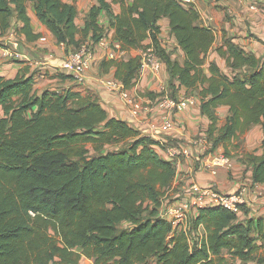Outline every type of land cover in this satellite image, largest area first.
<instances>
[{
	"label": "trees",
	"instance_id": "trees-1",
	"mask_svg": "<svg viewBox=\"0 0 264 264\" xmlns=\"http://www.w3.org/2000/svg\"><path fill=\"white\" fill-rule=\"evenodd\" d=\"M31 1L57 43L69 49L79 48L85 37L94 44L102 40V10L110 16L121 50L153 45L180 85L198 91L202 112L211 119L209 140L214 147L223 145L226 155L240 148L241 136L252 125L264 127V58L225 38L216 49L234 75L214 62L207 73L204 64L216 34L201 24L194 5L113 0L121 4L115 14L111 2L97 0L99 5L92 7L80 29L76 4ZM28 2L0 0L2 34L16 15L29 40L40 37L33 32ZM163 17L170 18L183 63L161 45ZM102 64L106 71L116 66V78L131 89L141 55L105 59ZM36 76L27 70L14 78L0 75V264H80L83 256L94 264H231L230 259L264 264L259 256L264 217L241 220L223 206H203L187 225H174L159 208L176 178L177 164L156 151L159 142L127 121L110 117L92 93L74 87L38 93ZM58 77L73 80L60 73ZM221 105L229 106L223 126L216 115ZM108 147L114 149L105 151ZM261 147L262 154L247 153L244 158L253 165L257 183H264V141ZM125 222L130 225L121 227ZM200 227L203 235L198 234Z\"/></svg>",
	"mask_w": 264,
	"mask_h": 264
},
{
	"label": "crops",
	"instance_id": "crops-1",
	"mask_svg": "<svg viewBox=\"0 0 264 264\" xmlns=\"http://www.w3.org/2000/svg\"><path fill=\"white\" fill-rule=\"evenodd\" d=\"M65 1L77 5L76 24L80 29L86 26L92 7L99 5L97 0ZM108 1L111 2L115 14L121 12L120 3ZM193 5L200 14L201 24L213 29L216 34L215 45L208 53L204 64L207 73L212 62L229 75L233 72L226 57L216 49L223 44L225 38H230L247 51L264 58V0H195ZM27 11L31 18L33 32L40 34V37L29 40L21 31L23 22L15 15L11 20V27L4 34L0 30V75L14 78L26 70L28 74L37 72L34 90L38 93L49 88L63 90L68 87L77 88L83 93H92L99 98L110 117L127 121L142 135L150 136L159 142L154 145V148L163 157L168 158L166 149L171 145L184 146L191 151L190 156L179 158L176 178L172 186L166 190L159 208V214L162 217L172 204L187 197L193 185L215 186L223 192H235L244 188L248 201L247 212H240L239 218L245 220L250 217H264V183L254 181L253 165L244 159L247 153H263L261 147L264 141L263 125L254 124L241 136L240 148L227 155L231 159L230 165H215L211 159L225 154V147L220 145L211 151L205 141L197 142V138L208 136L211 124L209 116L202 112L200 99L184 111H169L161 107L160 87L164 82L169 86L172 97L182 98L198 94L197 90L192 91L180 85L179 80L171 75L165 62L161 73L145 70L135 79V85L127 89L132 101L106 87L103 80L116 78L117 68L109 67L106 71L102 64L105 59H128L140 54V50L128 52L121 50L120 43L115 40V32L110 26V16L106 10H102L99 15V24L104 28V37L95 44V53L83 82L58 77L59 73L69 75L62 64L72 50L64 43H57L53 33L38 18L34 2L31 0L27 4ZM159 23L162 47L173 60L183 63L184 52L171 32L170 18L163 17ZM81 35L82 32L78 34V38H81ZM9 51L20 52L24 59L8 57ZM43 71L47 74L40 75ZM135 103L142 105L137 114L133 113ZM216 115L219 126H223L229 115V106H219L216 109ZM167 120L172 123V127L165 126ZM197 214L198 210L192 211L191 218ZM198 231L199 235H203V227H200ZM263 252L264 248L261 249L259 256L264 257ZM225 255L229 257L227 253ZM230 261L259 264L257 260L243 262L239 259H230ZM80 264H94V260L83 256Z\"/></svg>",
	"mask_w": 264,
	"mask_h": 264
},
{
	"label": "built area",
	"instance_id": "built-area-1",
	"mask_svg": "<svg viewBox=\"0 0 264 264\" xmlns=\"http://www.w3.org/2000/svg\"><path fill=\"white\" fill-rule=\"evenodd\" d=\"M179 1L186 5H193L195 0ZM94 53V42L92 40H86L79 48L67 54L62 67L67 69V72H69V75L74 80L83 82L86 78V71L91 65ZM7 55L13 59H24V56L17 51H9ZM140 55L141 68L139 70V75L143 74L145 70H152L156 73H161L164 61L157 53L153 45H148L141 49ZM40 75H46V72L43 71ZM103 82L110 91L118 92L124 98L132 101L129 91L125 88V85L121 80L111 78L105 79ZM160 94L161 107L169 111H184L191 105L196 104L199 100L198 95L194 94L187 95L182 98L172 97L169 92V86L165 82L160 87ZM141 108L142 105L135 103L133 113L137 114ZM165 126L172 127V123L167 120ZM200 140L205 141L209 150L213 151V149L216 148L207 135L197 138V142ZM166 155L169 159L176 161L178 167L179 158L181 156H190L191 151L184 146L171 145L167 147ZM211 160L215 165L231 164L230 157L225 154L214 156ZM247 204L248 201L244 188L235 192H223L215 186L202 187L199 185H193L188 191L187 197H184L172 204L168 211L164 214V217L170 220L174 225H178L180 223L187 225L189 219L191 218L192 211L199 210V208L203 206H223L239 214L240 212H243V208L244 206H247Z\"/></svg>",
	"mask_w": 264,
	"mask_h": 264
},
{
	"label": "rangeland",
	"instance_id": "rangeland-1",
	"mask_svg": "<svg viewBox=\"0 0 264 264\" xmlns=\"http://www.w3.org/2000/svg\"><path fill=\"white\" fill-rule=\"evenodd\" d=\"M81 37H82V35H81ZM89 39H91V37H85L84 38V41H86V40H89ZM83 41V42H84ZM71 50L73 51V50H75L74 48H71ZM239 72L241 73V74H244V70L243 69H239ZM47 74V73H46ZM231 75H234V72H232L231 73ZM0 114L2 115L3 114V110L0 108ZM90 148H91V153L92 154H95V150H94V148H95V146L93 145V144H89L88 145ZM110 149H114L113 147H108L105 151H107V150H110ZM145 215H148V211H146V213H145ZM130 224L129 223H127V222H125V223H122L121 224V227H125V226H129ZM262 254H264V252L262 253ZM262 257H263V255H262ZM230 263L232 264H247V263H242V262H240V263H237V262H235V261H230ZM56 264H58V263H56Z\"/></svg>",
	"mask_w": 264,
	"mask_h": 264
}]
</instances>
